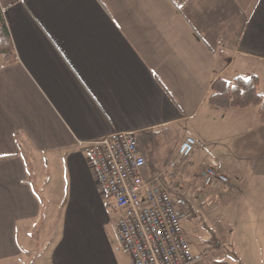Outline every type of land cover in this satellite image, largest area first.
<instances>
[{
    "label": "crops",
    "instance_id": "0c3cea01",
    "mask_svg": "<svg viewBox=\"0 0 264 264\" xmlns=\"http://www.w3.org/2000/svg\"><path fill=\"white\" fill-rule=\"evenodd\" d=\"M0 6L15 51L0 55V264H131L87 163L113 132L135 134L144 180L186 199L183 231L202 255L188 264H264V121L208 102L218 78L256 76L264 98V0ZM186 136L192 170L170 169ZM208 166L226 188L204 187Z\"/></svg>",
    "mask_w": 264,
    "mask_h": 264
},
{
    "label": "built area",
    "instance_id": "2783aa9c",
    "mask_svg": "<svg viewBox=\"0 0 264 264\" xmlns=\"http://www.w3.org/2000/svg\"><path fill=\"white\" fill-rule=\"evenodd\" d=\"M196 140L186 136L168 166L177 167L189 158ZM87 163L103 196L112 201L117 215L119 250L131 264H188L194 259L182 220L187 201L159 179L144 180L145 159L131 132H113L88 144ZM206 188H226L229 177L218 167L201 171Z\"/></svg>",
    "mask_w": 264,
    "mask_h": 264
},
{
    "label": "trees",
    "instance_id": "16d2710c",
    "mask_svg": "<svg viewBox=\"0 0 264 264\" xmlns=\"http://www.w3.org/2000/svg\"><path fill=\"white\" fill-rule=\"evenodd\" d=\"M0 55L7 63L15 61L13 43L5 22L3 10L0 6ZM259 79L256 76L249 78L237 77L228 83L222 78L216 79L211 86L208 97L209 104L223 109H244L250 106L259 108V116L264 121V98L258 92ZM174 191V190H173ZM204 255V254H203ZM202 255L194 259L200 258Z\"/></svg>",
    "mask_w": 264,
    "mask_h": 264
},
{
    "label": "rangeland",
    "instance_id": "374dc122",
    "mask_svg": "<svg viewBox=\"0 0 264 264\" xmlns=\"http://www.w3.org/2000/svg\"><path fill=\"white\" fill-rule=\"evenodd\" d=\"M177 146H178V145H177ZM176 148H177V147H176ZM189 162H190V159H187V160H185V161L183 162V164H182L181 166L186 167V168L192 170V167L190 166ZM191 248H192L191 250L193 251V253H196V249L193 248L192 246H191ZM197 251H198V250H197Z\"/></svg>",
    "mask_w": 264,
    "mask_h": 264
}]
</instances>
